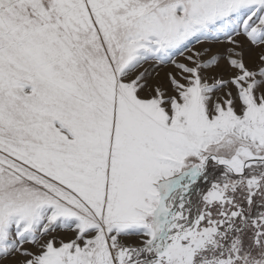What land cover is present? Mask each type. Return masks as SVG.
<instances>
[{
    "label": "snow or ice",
    "instance_id": "1",
    "mask_svg": "<svg viewBox=\"0 0 264 264\" xmlns=\"http://www.w3.org/2000/svg\"><path fill=\"white\" fill-rule=\"evenodd\" d=\"M0 264H264V0H0Z\"/></svg>",
    "mask_w": 264,
    "mask_h": 264
}]
</instances>
